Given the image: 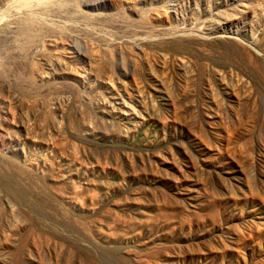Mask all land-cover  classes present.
I'll return each instance as SVG.
<instances>
[{
  "label": "rangeland",
  "instance_id": "1",
  "mask_svg": "<svg viewBox=\"0 0 264 264\" xmlns=\"http://www.w3.org/2000/svg\"><path fill=\"white\" fill-rule=\"evenodd\" d=\"M42 1L0 0V264H264V0Z\"/></svg>",
  "mask_w": 264,
  "mask_h": 264
},
{
  "label": "bare ground",
  "instance_id": "2",
  "mask_svg": "<svg viewBox=\"0 0 264 264\" xmlns=\"http://www.w3.org/2000/svg\"><path fill=\"white\" fill-rule=\"evenodd\" d=\"M39 1H42V0H39ZM43 1H44V0H43ZM43 1H42V2H43ZM45 1H46V0H45ZM48 1H49V0H48ZM42 2H41V3H42ZM43 4H44V3H43ZM40 5H42V4H40ZM69 228H70V227H69Z\"/></svg>",
  "mask_w": 264,
  "mask_h": 264
}]
</instances>
